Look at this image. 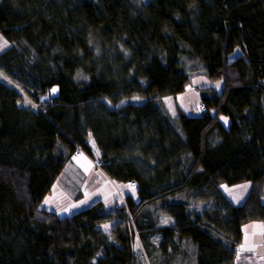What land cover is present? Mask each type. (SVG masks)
<instances>
[{"label":"trees","instance_id":"obj_1","mask_svg":"<svg viewBox=\"0 0 264 264\" xmlns=\"http://www.w3.org/2000/svg\"><path fill=\"white\" fill-rule=\"evenodd\" d=\"M0 34V264H236L264 223V0H0ZM198 75L222 90L172 114ZM91 141L139 201L44 209Z\"/></svg>","mask_w":264,"mask_h":264},{"label":"crops","instance_id":"obj_2","mask_svg":"<svg viewBox=\"0 0 264 264\" xmlns=\"http://www.w3.org/2000/svg\"><path fill=\"white\" fill-rule=\"evenodd\" d=\"M201 77L202 76H200V78ZM203 78L206 81L203 82L204 84L198 88L199 91L195 92L196 95L194 96V99H193V102L195 101L194 108H189V109L187 108L188 109L187 110L186 107L183 108L182 106L183 111L187 115L200 116L202 111H204L201 105V97H202L201 90L202 89L212 87L218 91H221L224 86V82L222 81L212 82L208 80V78H206L205 76ZM191 93H192L191 90H189L188 88L186 92L178 95V97L182 95L186 97V100H184L183 103L184 104L186 103V106L188 107L190 105L187 102L189 101V98H191L192 96L190 95ZM198 109H201V110L197 112ZM227 123H228V120H227ZM79 156H80L79 160L82 159L81 160L82 166H80L82 169V174L86 175V177L89 176V178L90 176L92 177L96 174V175H99L100 179L94 183V186L92 187L90 186L87 189V191H85V193H81L80 195H77L74 198L67 195L68 201L64 202L65 203L64 206L62 202L58 203V201H53L55 199V196L53 197V199H50V198L47 200L45 199L46 201H49V202L44 203L45 204L44 209L51 211V212H55L59 215H62L65 209H70V212H64V213H68L71 215V214L85 211L87 208H91L92 206L96 205V203L98 202L103 203L108 210H113V209H116L114 208L115 207L114 204L118 202L121 203L119 207L125 206L126 198L128 196H132L133 200L136 202L139 201V196L137 194L136 188H134V190L132 188L129 189L126 187L125 184L114 182L113 180L110 179V177L107 174H104L101 168L98 165H95V163H93L92 160L86 154H80ZM75 160L76 159H74L73 161ZM74 200L80 201V203H78V205L73 206ZM228 200L234 204V202L230 200L229 198ZM262 226H264L263 222H251L243 227V232H244L243 243L244 244L238 250V253H237L238 259L236 261V264H239V262L241 261L243 262V258L244 260H248L250 256L254 257L253 258V261L255 260L254 264H264V227Z\"/></svg>","mask_w":264,"mask_h":264},{"label":"rangeland","instance_id":"obj_3","mask_svg":"<svg viewBox=\"0 0 264 264\" xmlns=\"http://www.w3.org/2000/svg\"><path fill=\"white\" fill-rule=\"evenodd\" d=\"M5 43H6V46H5ZM8 48H10L9 42L6 40V38L2 37V35L0 34V55H2L3 52L7 51ZM5 76H6L5 73H3L2 70H0L1 79L5 80L7 77V76L6 77ZM200 76H202V77L200 78ZM203 77H204L203 75H198V76H194L192 79V82H191L192 85L189 87V90H191V92H192L190 95H192V96H191V98H189V101L187 100L188 101L187 103L190 105L189 107L186 106V103L185 104L183 103V101L186 100V97L184 95L176 97V98H167V100L165 101V106H168V108L172 114L175 113V110L178 107L182 108V106H183V108L186 107V109L187 108L188 109L194 108L195 101L193 102V99H194V96L196 95L195 92H198L199 91L198 88L204 84L203 82L206 81ZM80 78L84 79V78H82V76L79 75V79ZM196 86H198V87H196ZM49 99L50 98H48V96H44L40 99V101H41L40 103L41 104L47 103V102H49ZM135 100H138V99L135 98ZM29 103L33 106H36L32 102H29ZM202 109H203V106H202ZM199 110H201V109H198L197 112ZM91 148H92L93 153H95V156H96L95 160L94 161L92 160V162L95 163V165L99 166V159H98L99 154L97 155L98 150H97L95 142H94V146H93V142L91 141ZM80 154L77 153L73 158V160L74 159H76V160L75 161L72 160V162L67 164V167L65 168V170L60 175L61 177L57 180V182L53 186L52 191L50 192L49 195H47L46 200L49 198L53 199V197L55 196V199L53 201H58V203L62 202L63 206H64V204H65L64 202L68 201V196H71L74 198L75 196L80 195L81 193H85V191H87V189L90 186L91 187L94 186V183L100 179L99 175H96V174L92 177L90 176V178H89V176L86 177V175L82 174V169L80 167V166H82L81 165L82 159L79 160ZM77 156H78V158H77ZM128 186H129V184L126 185L127 188H129ZM243 186H247V187H243ZM251 186L252 185H250L249 182H246L243 184L231 185V186L225 184L221 187V190L223 191V193L226 195L227 198H229L230 200H232L234 202L235 205H242L245 203L248 195L250 194V191H251L250 187ZM45 201H43L42 207H45L44 206ZM78 203H80V201L74 200L73 206L78 205ZM57 205H59V204H57ZM119 205H121L120 202L114 204V206H115L114 208L118 209ZM64 212H70V209H67V211H64ZM110 226H113V224H108V227L106 229L107 231L110 230V228H111ZM103 229H105V227H103ZM243 240H244V238H243ZM243 244L244 243L242 242V245ZM137 248L139 249V244H137ZM253 258H254L253 256H250L248 260H244V258H243V262L241 261V262H239V264H254L255 260L253 261ZM186 264H189V263H186Z\"/></svg>","mask_w":264,"mask_h":264},{"label":"snow or ice","instance_id":"obj_4","mask_svg":"<svg viewBox=\"0 0 264 264\" xmlns=\"http://www.w3.org/2000/svg\"><path fill=\"white\" fill-rule=\"evenodd\" d=\"M5 46H6V43H5ZM57 91V89H55V88H53L52 89V93H55ZM221 119H223L224 120V122H225V124H227V119L226 118H224V117H221ZM93 146H94V142H93ZM99 153H97V155H98ZM129 188H132L133 190H134V188H135V186L134 185H129L128 186ZM243 187H247V186H243ZM49 201H45V203H48ZM65 211H67V209H65ZM105 227V229H107V225H105L104 226ZM262 227H264V226H262Z\"/></svg>","mask_w":264,"mask_h":264},{"label":"water","instance_id":"obj_5","mask_svg":"<svg viewBox=\"0 0 264 264\" xmlns=\"http://www.w3.org/2000/svg\"><path fill=\"white\" fill-rule=\"evenodd\" d=\"M53 88L57 89V91H56L55 93H52V89H53ZM50 90H51L50 93H51V98H52V99H56V98L59 97L60 90H59L58 86H54V87H52Z\"/></svg>","mask_w":264,"mask_h":264},{"label":"built area","instance_id":"obj_6","mask_svg":"<svg viewBox=\"0 0 264 264\" xmlns=\"http://www.w3.org/2000/svg\"><path fill=\"white\" fill-rule=\"evenodd\" d=\"M129 185H134L135 188L137 187V183H134V182H128Z\"/></svg>","mask_w":264,"mask_h":264}]
</instances>
